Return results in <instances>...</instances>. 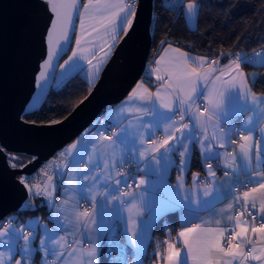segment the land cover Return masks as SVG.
<instances>
[{
	"label": "snow or ice",
	"instance_id": "6c2138e0",
	"mask_svg": "<svg viewBox=\"0 0 264 264\" xmlns=\"http://www.w3.org/2000/svg\"><path fill=\"white\" fill-rule=\"evenodd\" d=\"M139 0H87L83 3V10L77 3V0H46L50 6V11L54 14V18L50 19V28L47 31V59L44 61L42 68L47 69L52 66L54 53L52 50L53 38L55 44L63 47L61 41L68 42L71 34L75 35L76 49H73L72 55L64 60L59 67L65 69V75H73L79 68L74 60L77 56V50L81 54L87 53L84 58L87 59L91 71L88 73L89 79L99 77L104 66L112 60L116 50L128 43L137 31V25L140 22L138 13ZM205 6L204 0H188L186 7L184 0H162L160 7L165 11H184L186 25L189 30H195L199 20L200 8ZM155 7V5H154ZM75 17L79 19V32H76ZM152 17L156 21L162 23V18L155 12ZM88 45L89 47H85ZM98 50L93 52V49ZM162 52L157 53V59L153 61L155 68L151 70L155 73L157 85L155 91H151L145 87L143 82H138L136 87L132 89L125 101L121 102L120 108L114 110L119 113V118L110 111L106 113L105 120L101 123L99 120L93 122L95 128L87 131L77 142L71 145V149H77L78 144H90L94 147L97 145V136L102 141L110 143L113 149L112 167H116L117 161L123 166L127 160L130 164L134 163L139 170L141 158L147 156L152 162L149 175L153 177L150 183L152 186V195L146 198L141 194L138 198L140 206H137L131 200L125 201L124 197H133L131 192H121L119 188L115 190L119 195L115 198L111 196L113 185L111 175H101L99 177L93 175L92 182L89 181L91 169L93 165L97 168L100 165L92 159V154L83 152L77 155L71 153L68 164L72 165L73 172L69 173L66 168H54L53 171L59 177L54 181L53 176L48 172L38 170L32 174L42 176L40 182L29 183V174L24 170L29 164L33 163L38 157L33 156L32 160L25 163L21 159L22 154L9 152L4 145H0V154L4 155L9 167L13 170H19L21 173L18 182L26 190V199L20 205V208L37 211L43 207L49 212V219L58 224L57 233H50L46 230V225H40L39 230L44 231V239L40 241L39 248L43 250L41 264H99V223L95 219L99 213V205L107 208V203L111 199L119 200L121 208L127 204L128 225L131 232L129 243L137 245V254L139 248L137 244V236L141 235L138 231L139 224L137 219L133 218L131 213L135 210L136 217L141 218L144 231L147 232L150 226L163 219V217L180 212L184 218L192 216L201 219L198 215L199 211L204 210V205L209 203V198L216 201L222 200L225 193L232 195L235 189L244 184L248 190L243 191L239 195L234 196V204L230 203L227 207L232 209L235 205L239 208L234 215L229 214L223 219H202L201 223L192 224L190 227H184L179 231L175 238L168 233V238L163 241L166 247L155 252L157 264H246L251 259L264 264V127H260L258 137H254L253 132L258 125H253V118L249 117L242 121L239 125L235 123L238 116L243 115L251 108L260 119H264V93L257 95L252 91L259 74L251 76L252 84H249V77L243 71L241 64L247 63L251 66H264V49L254 52L251 56L247 54L232 53L233 59L223 67H219V58L210 59L208 56H191L187 51H183L180 47H174L173 42L169 39L160 41ZM194 51V49H191ZM91 56L89 59L88 56ZM227 57L229 53L218 54ZM67 66V68H65ZM45 71H40L39 76L43 80L46 77ZM227 77V79H225ZM145 79L151 83V74ZM47 87V85H40ZM59 83L56 87H61ZM91 92L89 93V95ZM203 98V108L197 101ZM88 97H84L87 100ZM82 100L80 103H83ZM125 104H138L133 110L128 107V113L135 112L134 120H130L128 124H124L125 114L122 109ZM195 105V108H193ZM158 109L160 111H158ZM27 111V109H25ZM179 114V126L173 119ZM34 114V113H33ZM71 114V113H69ZM188 117L192 123H183L185 117ZM145 118H149L145 122ZM23 119V117H21ZM66 119V117H65ZM63 122L60 119H51L47 125L55 126ZM221 122L227 126V131L220 127ZM164 125L165 138L157 141L148 138L149 148H144V137L140 134L141 129L150 131L159 129ZM212 126L219 131L221 136H217L214 131L211 138L207 135V128ZM113 127L119 128L118 132H112L111 135H103L100 129L105 132L111 131ZM171 131V134H168ZM241 132L238 144V153L234 150L231 153H225L224 159V177L226 179L217 181L216 172L213 170V164L204 162L207 160L219 159L221 153L212 149V141H217L221 137L234 146L237 144L231 139L233 132ZM248 134L244 135L243 132ZM95 133V134H93ZM199 133V135H198ZM139 145V146H137ZM197 147L200 150L199 163L210 177L203 187L200 186L205 177H201L199 173L193 175V187L196 190L195 197L189 195H181L184 189L183 177L178 178L175 186L171 185L167 180V174L170 169L175 166L181 172L188 171L193 163V156ZM219 148H224V143H218ZM119 148L120 155H115V150ZM143 149V150H141ZM151 154V155H150ZM84 156H88V160H84ZM176 157H179L177 162ZM84 164V169L80 168V164ZM147 168V160L144 161ZM104 169H108V161L103 163ZM255 167V171L253 168ZM231 170V171H228ZM243 174L247 179L240 180ZM72 175L77 176V182L72 184V180L68 179L65 184L63 177ZM119 176L120 174L117 173ZM128 177L121 176L115 181L116 185L127 184ZM103 183L106 189L100 201L96 197L99 194V186ZM144 179L139 180L138 185H144ZM97 189V191H93ZM57 191L62 196L68 197L69 193H77V205L80 200H88L92 203L94 212L89 213L87 210H73L74 226L77 227L76 232H72L71 228L66 227L60 220L66 209L64 205L68 200L55 201L54 197ZM40 199V204L31 203V198ZM135 199V197H133ZM260 213L259 226L255 221L257 210ZM149 212V220H142V209ZM19 211V208L17 209ZM15 218V217H14ZM39 217L26 221V224L32 226L34 231L25 233L23 230L18 231H0V243L6 244L12 255L7 258V264H11L13 255L16 253L18 238L25 241L20 247L19 254L22 259L16 260L15 264H29L34 259L38 249L30 247L38 234L37 222ZM81 221L83 228L80 230ZM226 223L229 227H222L221 224ZM2 224V221H0ZM213 226H205L212 225ZM6 231H9L7 239H5ZM60 231L71 233L72 239L68 240L65 236H59ZM114 234L116 227L111 229ZM174 231V229H173ZM249 233L255 236L253 239ZM88 234V247H83L84 235ZM95 235V240L93 236ZM141 238L143 236L141 235ZM179 244V246H177ZM249 245L245 251L244 245ZM75 245V246H73ZM0 264H6L4 253L0 252Z\"/></svg>",
	"mask_w": 264,
	"mask_h": 264
},
{
	"label": "water",
	"instance_id": "95a60500",
	"mask_svg": "<svg viewBox=\"0 0 264 264\" xmlns=\"http://www.w3.org/2000/svg\"><path fill=\"white\" fill-rule=\"evenodd\" d=\"M137 7L140 22L136 33L104 66L91 86V94L86 95L88 99L83 98L84 102L80 103L81 100L61 124L44 126L48 123L29 122L21 117L37 107L52 86L48 81L49 77L54 78L52 67L57 55L51 67L43 69L42 65L47 59L46 37L54 14L46 0H0V145L11 153L38 157L25 173H32L78 137L106 107L123 100L142 78L152 44L154 0H140ZM61 44L64 47L56 45L53 38L54 53L60 54L66 49L67 42L61 41ZM42 70L47 74L43 80L39 76ZM46 84L45 93L39 99L43 89L40 85ZM21 174L10 168L0 154V221L18 208L23 209L20 205L26 199V190L18 182Z\"/></svg>",
	"mask_w": 264,
	"mask_h": 264
},
{
	"label": "crops",
	"instance_id": "0c3cea01",
	"mask_svg": "<svg viewBox=\"0 0 264 264\" xmlns=\"http://www.w3.org/2000/svg\"><path fill=\"white\" fill-rule=\"evenodd\" d=\"M87 2V0H85L83 3ZM81 10H83V8H81ZM75 22V21H74ZM76 32H79V19L77 18V22H76ZM174 47H180L183 51H187L189 53V55L191 56H209V55H205V54H200L197 52H193L190 51L186 48H183L181 46H178L176 44L173 43ZM85 47H89L88 45H85ZM77 46L75 44V36H74V45L72 48L71 53L68 55L71 56L73 49H76ZM98 49L94 48L93 52L96 51ZM162 52V49L159 51ZM85 55H88L87 53L81 54L79 52V50H77V56L74 57V60L76 61V63L79 65L78 70H80L81 68H88L86 75L88 78V81L91 83L92 81L89 79L88 77V73L91 71V66L88 65L87 59L84 58ZM68 57L66 58V60L68 59ZM88 58L90 59L91 56L89 55ZM158 57L156 56L146 67L144 74L147 76L149 74H151V83L148 82L147 79L141 78L138 82H143L145 87L149 88L151 91H155V85H157V81L155 79V73H152L151 70L155 68V65L153 63L154 60H156ZM215 58H219L220 63H219V67H223L224 65L228 64L230 62V60H232V58H229L227 61L222 60L220 57H215ZM64 61H58L57 67H56V71L54 74V77L56 78H62L63 80L66 79L68 76L65 75V69H62L59 67L60 64H63ZM242 67V66H241ZM65 68H67V66H65ZM243 69V68H242ZM243 71L245 72V74L249 77V84L251 85L252 81H251V76L253 74H257V72H250L247 73L244 69ZM98 78V77H96ZM96 78H94V80H96ZM225 79H227V77H225ZM137 82V83H138ZM137 83L135 84V86L133 88L136 87ZM91 85V84H90ZM132 88V89H133ZM131 89V91H132ZM131 91L129 92V94L131 93ZM252 91H254L253 87H252ZM257 95H260L261 93L255 92ZM129 94L120 102L114 104V105H110L108 106V108H106L103 113L96 119L99 120L101 123H103V121L105 120V115L106 113L113 111V113L116 115L117 118H119V113H115L114 110L117 108H120L121 106V102L125 101L126 98L129 96ZM202 103L203 102V98H201ZM139 106L138 104H125L124 108L122 109V111H124L125 114V120H124V124H128L130 120H134L135 117V112L133 111L132 113H128L126 111V109L128 107H132L133 110L135 109V107ZM193 108H195V105H193ZM158 111H160L158 109ZM249 117L253 118V125H258V127L255 128V131L253 132L254 137H258L259 134V129L260 127H264V119H260L259 115L255 114L254 111L249 108L248 111L246 113H244L241 116L236 117L235 122L236 123H241L244 120H247ZM174 120H176L178 123L176 124V127L179 126V118H177L176 116L173 117ZM94 120V121H96ZM149 118H145V122H148ZM93 121V122H94ZM93 122L90 124V126L88 128H86L78 137H76L73 141H71L67 147L69 150V158L71 156L72 152H75L77 155L83 153V152H88L90 154H92V159L94 161H96L100 167L97 168L95 165H93V167L91 169H88L86 171L91 172V175L89 176V181L86 183H91L92 182V176L95 175L97 177L101 176V175H111L112 179L111 181H109V183L111 185H113V190L111 192V196L113 198L117 197L119 195V193L115 190L116 188H119L121 192H123L121 190V185H116L115 181L117 179H120L121 176H127L124 175L120 172L119 168V162L117 161L116 167H112V159H113V149L110 145L109 142L107 141H102L100 139L99 136H97V145L94 147L93 145L90 144H78V148L77 149H71V145L74 142H77L80 138H82L83 134H86L87 131H90L91 129L95 128L96 125L93 124ZM183 123L185 124H190L192 123L193 128H195V124L186 116ZM220 127L224 128L225 131H227V126L224 125L222 122L220 124ZM164 125H162L159 129H154L152 131L148 130V129H141L140 134L144 137V148H149L150 144H148V138L149 136H154L157 135L159 136V140L160 141L162 139L165 138V131L163 130ZM119 128L114 127V131L113 132H118ZM214 131L216 132L217 136H221V134L219 133V131L215 130L212 126H209L207 128V135L209 138H211L213 136ZM100 132L103 134L104 129L101 128ZM95 134V133H93ZM171 134V131L168 133ZM248 132L244 131V135H247ZM104 135V134H103ZM199 135V133H198ZM231 139H232V134H231ZM218 143H224L225 147L224 148H219L218 147ZM139 146V145H137ZM212 149L214 151H218L221 153V156L219 159H214V160H207L204 163L207 164L209 162H213L216 160H219L222 165H223V169L224 168V159H225V153H231L234 150L231 148V142L225 141L222 137L221 139L217 140V141H212L211 143ZM143 150V149H141ZM197 151L200 157V150L197 147ZM238 153V151H236ZM115 155L117 157H119L120 155V150L119 148H117L115 150ZM151 155V154H150ZM179 157H176L177 162L179 161ZM84 160L87 161L88 160V156H84ZM147 160V168L145 167V163L144 161ZM104 161H108L109 163V167L108 169H104L103 167V163ZM127 162V160L125 161ZM134 164V163H133ZM135 167V171L133 174V177L135 178L136 181V187L131 191V193L133 194V197H135V199H133V197H124L125 201H129L131 200L133 203H135L137 206H140V200H139V196L141 194H143L146 198L151 197L152 195V186H151V179H153V177H151L148 173L152 167V162L150 160H148L147 156L144 158H141V163L139 164V170H136V165L134 164ZM80 168L84 169V164L81 163L80 164ZM191 169V168H190ZM188 170L186 172H181L180 169H178L177 167L173 166L170 171L167 174V180L168 182L175 186L177 184L178 178L183 177L184 180V189L188 190L187 192H184L183 190L181 191V195H189L192 197H195L196 194V190L193 187V175L196 173H199V175L201 176L202 172H204L207 175L206 169L204 167H202V171L199 170ZM215 169V167L213 168V170ZM66 170L71 173L73 172V168L71 164L67 163V168ZM255 167L253 168V171H255ZM261 170H264V168H262ZM117 173H119L120 175L118 176ZM128 177V176H127ZM68 179L72 180V184L75 185L77 182V176L76 175H72L71 177L65 176L64 178V182L65 184H67ZM144 179L146 181V183L144 185H138L139 180ZM209 180H211L210 177H208ZM216 179L217 181L219 180H224L226 179L224 177V171L221 169H218V172L216 173ZM207 182L202 181L200 186L203 187L204 184ZM93 191H97V189H93ZM106 189L104 187V184L101 183L99 186V194L97 195L96 199L97 201H100L103 197V194L105 193ZM77 193L75 192H71L69 193L68 197L62 196L60 194V192H58L57 198L55 199V201H63L65 199L68 200V203L64 205V208L66 209V211L64 212V214L60 217L61 222L66 226L71 228L72 232H76L78 229L77 227L74 226V213L73 210H78V211H83L80 208V202L82 200L79 201V204L77 205ZM31 203L35 204V205H39L40 204V199L38 198H31ZM230 203L234 204V198L231 197V195H228L227 193H225L224 198L222 200L216 201L214 198H209V203L207 205H204L202 202V207L204 208V210L199 211L198 215L201 219H196L192 216H188L187 218H184L181 213L178 211L177 215H178V226L177 229L175 230L174 233H171V236L173 238H175L176 234L181 231L184 227H190L192 224H197V223H201L202 219L204 220H214V219H223L226 218L227 215L232 214L234 215L237 208L234 207L232 209H228V205ZM127 207L128 205L126 204L124 206V208H121L120 202L119 200L116 199H111L108 201L107 203V208H105L102 204L99 205V213L98 215H96L95 219L97 220V222L99 223V228L97 229L98 233H99V240H98V245H99V264H102V253L103 250L105 248L106 242H107V238H108V234L111 228V225L113 223L114 220H119L121 223V228H122V237L125 240L130 254H131V263L130 264H150L149 262L146 261V253L148 252L149 248H150V244L152 243L153 239L155 238V229L157 226V223H155V225L150 226L148 228V231L145 232L144 231V227L143 224L141 223V218H137L136 217V213L135 210H133V212L131 213L132 217L137 219L138 224H139V233L143 236V238H141V235L137 236V244H138V248H139V255L137 254V245H133L131 243H129V240L131 239V232L129 230V225H128V216L129 213L127 211ZM257 208H258V202H257ZM94 212V209L92 208V210L90 211V214ZM149 212L147 211V209H142V220L143 221H147L149 220ZM39 217V220L37 222V231L38 234L35 236V240L31 243L30 247H34L37 248L38 251L35 254L34 259H32L29 264H41V257L44 254L43 250L39 248L40 245V241L42 239H44V231H40L39 230V226L40 225H46V230H48L50 233H57L58 230V224L53 222L52 220L49 219V212L41 207L39 208V210L34 211V213L32 215L29 216H25V218L22 219H11L10 222L8 223L7 226H3L2 224H0V231H5V230H9V231H18V230H23L25 233H31L34 231L32 226H29L26 224V221H30L33 220L34 218ZM205 226H213L215 227L214 224L212 225H205ZM222 227H229L228 224L223 223L220 225ZM83 228V222L81 221V225H80V230H82ZM9 231H6V235H5V239H7V236L9 234ZM59 236H65L68 240L72 239L71 233L67 232V231H60L58 233ZM250 236L253 237V239H255V236L251 233H249ZM95 235L93 236V239L95 240ZM84 244L83 247L87 248L88 247V234H85L84 237ZM25 241L21 238H18V242H17V247H16V253L13 255V258L11 260V264H15L16 260H20L22 259L21 255L19 254V249L20 247H22L24 245ZM75 246V245H73ZM177 246H179V244H177ZM166 247V245L164 246V248ZM163 248V249H164ZM245 251H246V244L244 245ZM162 249V250H163ZM248 250V249H247ZM0 252L4 253V257L6 260V264H7V258L9 257V255H12V253L9 252L8 250V246L6 244H2L0 243ZM162 252V251H160ZM50 264H51V260H50ZM152 264H157V260H156V256H155V260ZM160 264H162V262H160ZM188 264H191V261H188ZM235 264V262H234ZM246 264H260V262L258 261H253L251 259H249Z\"/></svg>",
	"mask_w": 264,
	"mask_h": 264
},
{
	"label": "trees",
	"instance_id": "16d2710c",
	"mask_svg": "<svg viewBox=\"0 0 264 264\" xmlns=\"http://www.w3.org/2000/svg\"><path fill=\"white\" fill-rule=\"evenodd\" d=\"M79 1L84 2L85 0ZM204 2L205 6L200 8L198 24L193 31L189 30V26L186 25L182 9L179 12L165 11L160 7L162 0H154V12L162 18L163 22L159 23L155 18L153 19L152 44L148 64L161 50L160 41L166 38L178 46L190 51L194 49L193 52L200 54L218 57V54L229 53L230 55L227 57L219 56L224 61L233 58L232 53L243 50L252 51L264 43V0H204ZM76 22L77 18L75 25ZM74 36L71 35L66 49L59 56V61H63L71 53ZM241 66L247 73L257 72L259 74L260 79L257 80L253 89L255 92L264 93V66H251L247 63H242ZM145 76L143 74L142 78ZM60 85L62 86H51L41 103L26 112L23 118L36 123H48L51 119L62 120L72 112L74 106L91 89L83 69L77 70L70 77L68 76ZM29 156L31 157V155ZM190 170L202 171L197 149ZM33 213L34 211L23 208L9 214L1 221L14 217L22 219ZM162 220H167L174 225V231L172 230L174 233L178 226L177 212L163 217ZM162 220L157 223L156 236L163 234L160 226ZM102 264H111L105 254V248L102 253Z\"/></svg>",
	"mask_w": 264,
	"mask_h": 264
},
{
	"label": "built area",
	"instance_id": "2783aa9c",
	"mask_svg": "<svg viewBox=\"0 0 264 264\" xmlns=\"http://www.w3.org/2000/svg\"><path fill=\"white\" fill-rule=\"evenodd\" d=\"M138 4H139V2H138ZM261 49H264V43L260 44L258 47H256L252 51H244L243 50V51H239L238 53L247 54V55L251 56L254 52H259ZM197 103L200 105L201 108H203L204 103L199 102V101H197ZM176 117L179 118L178 113H177ZM236 124L239 125V123H236ZM113 131H114V127L111 129V131H108V132L104 131V135H111ZM243 134H244V132H243ZM240 135H241V132H239V131L232 133V140H235L237 142L235 149H234L233 144L231 143V148L235 151H238V144L241 142L239 140ZM154 137H151V139H154ZM68 160H69V152H68V147L66 145V146L62 147L61 149L57 150L50 158L45 160L36 170H34L32 173H30L28 182L29 183H36V182H40L42 179H44L42 176H38V175L33 177L32 174L36 173L38 170L46 171V172H48L49 175L53 176L54 181L58 180L59 177L56 175V173L53 171V169L65 167V165H67V163H68ZM209 163L213 164V168L215 167L214 171L216 173L218 172V169H221L223 171L226 170V169H223V165L219 160L209 162ZM119 170L122 174L127 175L128 178H129L130 174L132 175V178H130L129 181L127 182V184L130 185L131 187H126L125 185H121V190H123L124 192H129L132 189H134L136 187V181H135V178L133 177V174L135 171L134 164L133 163L132 164L124 163L123 166H120ZM228 171H231V170H228ZM201 177H205L204 182L209 181L207 175L204 172H202ZM64 178L65 177H63V180H64ZM239 178H240V180L247 179L243 174H241ZM246 190H248L247 186H245L244 184H241L235 189V191L232 193L231 197L234 198L235 195H239L243 191H246ZM58 192L59 191H57V193L55 194L54 199L57 198ZM32 198H35V197H32ZM80 208L83 211L87 210L90 213V211L93 208V205L88 200H82L80 202ZM239 210L240 209L237 208L236 211H239ZM255 214L257 216L255 223L257 226H259L261 221L259 219L260 213L258 212V208H257ZM10 220L11 219L3 220L2 225L7 226L8 223L10 222ZM160 226H161V230H162L163 234L161 236H156L154 238L148 252L146 253V260L150 264H152L155 260V252L156 251H162V249L165 246L163 241L168 238V233H172V230L174 228V225L171 224V222H169L167 220H162ZM113 227H116V231L114 234L111 231V229ZM248 248H249V245L246 244V251ZM105 254L108 257V260L111 264H130L131 263V254H130L129 248H128L125 240L122 237V228H121V223L119 220H114L112 225H111V228H110V231L108 234V238H107V242L105 245Z\"/></svg>",
	"mask_w": 264,
	"mask_h": 264
},
{
	"label": "rangeland",
	"instance_id": "374dc122",
	"mask_svg": "<svg viewBox=\"0 0 264 264\" xmlns=\"http://www.w3.org/2000/svg\"><path fill=\"white\" fill-rule=\"evenodd\" d=\"M176 2H178V0H176ZM188 2V0H184V4H186ZM78 5H79V7H80V10H81V8H83V2H80L79 0H78ZM75 19H76V17H75V15H74V21H75ZM154 19V18H153ZM153 24H154V20H153V22H152V26H151V30H153L152 28H153ZM69 42V41H68ZM68 42H67V45H68ZM64 51V50H63ZM62 51V52H63ZM62 52L60 53V54H58L57 56H56V58L54 59V61H55V63H54V66L52 67V73L54 72L55 73V71H56V67H57V64H58V61H59V56L62 54ZM210 59H212V58H215L216 56L215 55H209L208 56ZM64 60H66V58L64 59ZM63 60V61H64ZM81 69H83V71H85V72H87V70H88V68H86V67H84V68H81ZM50 74H51V69H50ZM96 80H97V78H96ZM96 80H94V79H91V86L96 82ZM63 82V79L61 78H53L52 80L50 79V77H49V81H48V85H50V84H52V86H56L58 83L59 84H61ZM199 102H201V101H199ZM79 103V102H78ZM77 103V104H78ZM76 104V105H77ZM75 105V106H76ZM74 106V107H75ZM103 134H104V132H103ZM155 136V137H154ZM154 136H151V137H154V140H159V136H157V135H154ZM68 152H69V150H68ZM21 159L25 162V163H27L29 160H32V156L30 157L28 154H22L21 155ZM125 163H129L128 161L127 162H125ZM133 190V189H132ZM131 190V191H132ZM123 191V190H122ZM131 191H129V192H131ZM124 192V191H123ZM154 240V239H153Z\"/></svg>",
	"mask_w": 264,
	"mask_h": 264
},
{
	"label": "bare ground",
	"instance_id": "6f19581e",
	"mask_svg": "<svg viewBox=\"0 0 264 264\" xmlns=\"http://www.w3.org/2000/svg\"><path fill=\"white\" fill-rule=\"evenodd\" d=\"M64 44H65V43H64ZM64 44H63V45H64ZM63 47H64V46H63ZM46 85H47V84H46ZM46 88H47V87H43L39 99H41L42 96L44 95ZM130 178H132V175H131V174L129 175V178H128L127 182L129 181ZM121 185H124V184H121Z\"/></svg>",
	"mask_w": 264,
	"mask_h": 264
}]
</instances>
